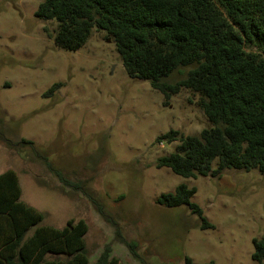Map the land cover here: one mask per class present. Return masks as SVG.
<instances>
[{
	"label": "rangeland",
	"instance_id": "obj_1",
	"mask_svg": "<svg viewBox=\"0 0 264 264\" xmlns=\"http://www.w3.org/2000/svg\"><path fill=\"white\" fill-rule=\"evenodd\" d=\"M43 2L0 0V174L16 173L20 200L44 216L39 226L83 220L89 264L106 246L120 264H184V257L194 264H255L252 241L264 234V175L225 170L185 179L157 169L178 145L159 137L198 136L211 126L198 96L183 90L164 105L147 81L127 75L103 32L93 30L76 51L56 47V23L35 15ZM187 71L176 70L168 82ZM55 84L61 86L49 92ZM181 184L195 188L191 202L213 228L200 229L185 206L156 203ZM117 231L136 243L138 259Z\"/></svg>",
	"mask_w": 264,
	"mask_h": 264
},
{
	"label": "trees",
	"instance_id": "obj_2",
	"mask_svg": "<svg viewBox=\"0 0 264 264\" xmlns=\"http://www.w3.org/2000/svg\"><path fill=\"white\" fill-rule=\"evenodd\" d=\"M35 15L56 23L53 42L64 50L80 49L93 30L103 32L127 75L147 81L164 105L183 90L198 96L196 106L211 126L198 136L170 131L159 137L158 142L178 145L157 160V169L185 179L216 178L225 170L256 169L264 175V0H44ZM180 68L188 71L168 82ZM195 192L181 184L156 203L169 209L185 206L199 218L200 229L213 228L191 202ZM20 197L16 173H1L0 264H89L83 220H68L62 228L39 226L43 214ZM116 236L138 259L136 243L119 231ZM252 244L251 260L264 264V234ZM94 264L120 262L106 246ZM184 264L194 263L184 257Z\"/></svg>",
	"mask_w": 264,
	"mask_h": 264
}]
</instances>
